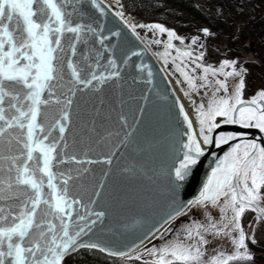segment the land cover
I'll use <instances>...</instances> for the list:
<instances>
[{
  "label": "snow or ice",
  "instance_id": "snow-or-ice-1",
  "mask_svg": "<svg viewBox=\"0 0 264 264\" xmlns=\"http://www.w3.org/2000/svg\"><path fill=\"white\" fill-rule=\"evenodd\" d=\"M137 7L136 0H117L115 8L98 0H0V264H68L81 249L120 264H255L256 232L264 231V82L253 85L250 76L264 63V40L259 53L241 43L244 51L232 44L214 55L209 38L217 33L209 25L178 32L159 21L137 23ZM108 10L146 46L121 50L110 37L122 30L105 25ZM149 51L162 62L174 100L165 134L147 148L163 144L174 161L161 156L153 171L161 213L134 242L109 246L97 238L114 206L106 180L117 152L138 132L144 105L132 123L118 114L103 136L97 117L129 77L140 78L133 66L147 68L152 83V67L129 60ZM85 97L99 101L90 123L81 115ZM105 136L119 142L110 154L94 153ZM213 144L225 150L213 153L199 194L180 199L181 182ZM101 163L109 168L98 176Z\"/></svg>",
  "mask_w": 264,
  "mask_h": 264
},
{
  "label": "water",
  "instance_id": "water-1",
  "mask_svg": "<svg viewBox=\"0 0 264 264\" xmlns=\"http://www.w3.org/2000/svg\"><path fill=\"white\" fill-rule=\"evenodd\" d=\"M98 3L109 5L104 0H98ZM104 19L106 27L111 28L113 32L118 28L122 30L119 38L110 37V39L117 42L121 50L130 49L135 53V46H146L144 42L132 36L131 32L124 27L122 21L115 16L114 11L108 10V14ZM129 60L135 63L142 61L146 65H150L153 71L152 83H146L147 68L143 72H139L133 66L131 74H138L140 78L133 83L129 77L122 86V95L113 96L106 100L105 104L100 106L101 114L97 117L98 123L101 120L104 121L103 126L97 127V131L103 136L106 130H111L119 122L118 114L125 115L129 119V123H132L133 114H139L138 105H144V114L138 126V132L127 147L123 148V151L117 152L116 159L111 165L106 185L113 198L114 206L112 211L104 218L103 223H98L97 238L109 246L116 245L118 247L134 242L135 238L143 233L153 219L161 213L163 201L160 200L157 193L162 186L157 181L156 176L153 175V171L157 167V162L161 156H163L166 163H173L174 161V154L170 151L165 153L163 144L153 145L151 149L147 148V141L153 136H163L165 129L168 127V114L173 105L174 97L172 92L168 90L169 86L165 79L167 73L159 71L162 64L152 51L131 56ZM142 93H147V101L144 100ZM176 95L178 96L177 93ZM120 100H123L122 105L119 102ZM98 104L99 101L91 97H85L81 101V115L85 121L90 123V117L95 115L93 108ZM228 130L234 129L228 128ZM254 134L259 135L258 132ZM96 139L97 137H93L94 142ZM118 142L115 137L105 136L99 143H95L94 153L110 154L113 144ZM208 147L209 151L195 165L191 166L188 175L181 182L179 198L184 201L199 194L203 182L211 172V166L215 164V158L222 155V150H225L223 145L219 148L214 144ZM138 148L143 150L140 151ZM213 153L217 154L215 158ZM95 168L99 176L109 166L106 163H101L95 165ZM126 169L127 171H125ZM148 176H151L152 179H148ZM153 199H156L159 203L153 205L151 209L147 208L146 204Z\"/></svg>",
  "mask_w": 264,
  "mask_h": 264
},
{
  "label": "trees",
  "instance_id": "trees-1",
  "mask_svg": "<svg viewBox=\"0 0 264 264\" xmlns=\"http://www.w3.org/2000/svg\"><path fill=\"white\" fill-rule=\"evenodd\" d=\"M246 8L250 11L243 14V23L238 25V38L232 40L233 28H236L237 19L225 20L220 16H212L203 11L193 0H136L138 7L133 10L137 23H149L159 21L167 26L175 27L178 32L194 31L196 25H209L214 32L222 30L227 32L224 38L229 47L236 44L237 47L243 40L250 39L256 46V52L262 50L261 41L264 40V0H245ZM125 2V0H120ZM162 5V7H161ZM248 13V14H247ZM127 16V13H125ZM254 69H256L254 67ZM255 253V264H262V257L257 249ZM121 258L109 257L97 250L82 249L72 256L68 264H120Z\"/></svg>",
  "mask_w": 264,
  "mask_h": 264
},
{
  "label": "rangeland",
  "instance_id": "rangeland-1",
  "mask_svg": "<svg viewBox=\"0 0 264 264\" xmlns=\"http://www.w3.org/2000/svg\"><path fill=\"white\" fill-rule=\"evenodd\" d=\"M107 4L111 5L112 7H116L117 0H104ZM198 6L202 8L203 11H206V17L208 19V13L212 16H223L224 21L225 20H231V19H237V25L236 28H233V31L236 33L237 31H240V28H237L238 25L243 23V14L245 12H250L248 8L245 6V0H193ZM223 6V13L222 15H217V7ZM238 5H241L243 7V10L241 11L240 7ZM118 10V9H117ZM247 13V14H248ZM137 31H142L141 29H137ZM143 33L147 35L148 38H151V33L147 30H143ZM217 35L213 39L220 40L221 33L216 32ZM245 47H251L256 52V46L254 42L250 39L249 41H242ZM227 44H225V48H227ZM238 50L244 51V49H240L238 46ZM154 53V52H153ZM247 55H250L251 53H246ZM159 60V59H158ZM160 61V60H159ZM162 64V62L160 61ZM170 63V62H169ZM256 66L258 67L257 72L260 71V68H264V63H257ZM256 72V71H255ZM255 72L253 73V79H250L251 83H256L259 79V75H255ZM252 78V77H251ZM258 82V81H257ZM177 87H179L177 85ZM257 236V245L253 246V249H257L258 252H260L262 257V264H264V234H261V230L258 228L256 232Z\"/></svg>",
  "mask_w": 264,
  "mask_h": 264
},
{
  "label": "flooded vegetation",
  "instance_id": "flooded-vegetation-1",
  "mask_svg": "<svg viewBox=\"0 0 264 264\" xmlns=\"http://www.w3.org/2000/svg\"><path fill=\"white\" fill-rule=\"evenodd\" d=\"M222 19H223V16H220ZM213 31V30H212ZM214 32V31H213ZM218 33H221V38L220 40H217V39H213L214 37H210L209 38V43L211 44V47L209 48V51L211 53H213L214 55H219L220 52H222L224 49H225V40L224 38L226 39L227 38V32H223L222 30H217ZM216 33V32H215ZM238 33V31L236 32ZM243 44V42H241ZM227 48H229V46H227ZM237 50H238V47H237ZM254 67L256 69H254ZM257 69L258 67L256 65L252 66L251 67V76H250V79H253V73L255 72V75H259V79L257 81H255L256 83H253V85L255 84H259L261 82H264V68H260L257 72ZM252 77V78H251ZM228 128H233L234 130H243V129H239L238 126H227ZM248 133L249 136H256V134H254L255 132H258V130L256 129H247V130H244ZM260 135V134H259ZM258 135V136H259ZM261 234L263 235L264 234V231H261Z\"/></svg>",
  "mask_w": 264,
  "mask_h": 264
},
{
  "label": "bare ground",
  "instance_id": "bare-ground-1",
  "mask_svg": "<svg viewBox=\"0 0 264 264\" xmlns=\"http://www.w3.org/2000/svg\"><path fill=\"white\" fill-rule=\"evenodd\" d=\"M173 87L174 88H178L177 85H173ZM176 93L178 94V96H181L182 97V93H180V92H176ZM182 102L185 103L186 105L189 103L188 101L183 100V99H182Z\"/></svg>",
  "mask_w": 264,
  "mask_h": 264
}]
</instances>
